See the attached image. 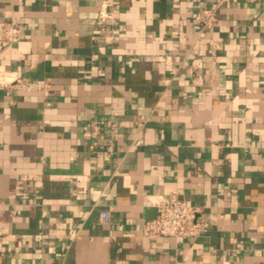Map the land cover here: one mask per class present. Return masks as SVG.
Returning a JSON list of instances; mask_svg holds the SVG:
<instances>
[{
  "label": "crops",
  "instance_id": "crops-1",
  "mask_svg": "<svg viewBox=\"0 0 264 264\" xmlns=\"http://www.w3.org/2000/svg\"><path fill=\"white\" fill-rule=\"evenodd\" d=\"M211 2L0 0V264H264V0Z\"/></svg>",
  "mask_w": 264,
  "mask_h": 264
},
{
  "label": "built area",
  "instance_id": "built-area-1",
  "mask_svg": "<svg viewBox=\"0 0 264 264\" xmlns=\"http://www.w3.org/2000/svg\"><path fill=\"white\" fill-rule=\"evenodd\" d=\"M198 4L204 0H195ZM212 2L201 9L200 22L211 27L217 22V11L229 0H211ZM27 29V24L22 21L12 20L11 25L5 28V41L7 45L17 42L21 33ZM26 91H33L44 87V84L24 78L18 85ZM99 127H93V133L98 134ZM111 151L112 147L109 146ZM153 202L157 208L154 219L147 221L144 225V234L148 237L172 236L177 238H192L202 235L210 225V221L202 210L181 199L177 192L166 196H157ZM105 221H110L109 211H103Z\"/></svg>",
  "mask_w": 264,
  "mask_h": 264
}]
</instances>
